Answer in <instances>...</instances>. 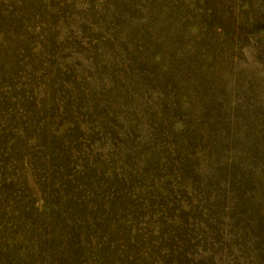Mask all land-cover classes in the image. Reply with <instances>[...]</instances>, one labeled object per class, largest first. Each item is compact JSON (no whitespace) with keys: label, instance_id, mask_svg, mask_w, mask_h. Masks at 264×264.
<instances>
[{"label":"rangeland","instance_id":"1","mask_svg":"<svg viewBox=\"0 0 264 264\" xmlns=\"http://www.w3.org/2000/svg\"><path fill=\"white\" fill-rule=\"evenodd\" d=\"M0 264H264V0H0Z\"/></svg>","mask_w":264,"mask_h":264}]
</instances>
